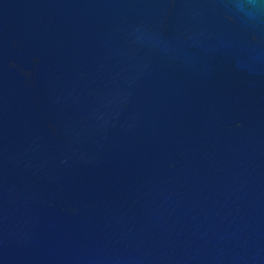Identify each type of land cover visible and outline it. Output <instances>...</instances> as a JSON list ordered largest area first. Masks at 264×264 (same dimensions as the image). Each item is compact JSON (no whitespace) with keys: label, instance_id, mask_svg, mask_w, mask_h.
Returning a JSON list of instances; mask_svg holds the SVG:
<instances>
[{"label":"water","instance_id":"95a60500","mask_svg":"<svg viewBox=\"0 0 264 264\" xmlns=\"http://www.w3.org/2000/svg\"><path fill=\"white\" fill-rule=\"evenodd\" d=\"M0 264H264V0H0Z\"/></svg>","mask_w":264,"mask_h":264}]
</instances>
